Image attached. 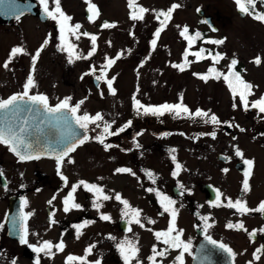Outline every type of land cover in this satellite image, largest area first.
<instances>
[{"label": "flooded vegetation", "instance_id": "1", "mask_svg": "<svg viewBox=\"0 0 264 264\" xmlns=\"http://www.w3.org/2000/svg\"><path fill=\"white\" fill-rule=\"evenodd\" d=\"M15 1L21 5L28 4L32 9L30 12L22 14L19 19L4 20L0 16V100L7 99L14 94H21L27 77L31 73L35 86L30 89L29 95H46L50 106H55L65 97H71L70 104L73 105L84 100L78 115L87 113L94 116L100 113L104 117V121L111 124L110 132H117L129 121L131 124L118 135L103 137L105 144L113 145L107 150L94 139L97 135H101L103 122H98L101 123L100 128H96L95 124H89V140L65 157L60 166V171L67 178V182L57 174L55 158L20 161L7 145L0 144V172L3 173L0 175V264H13V261L15 264H36L37 260L41 264L42 258L46 255L33 252L29 245L38 247L40 243L50 241L48 238L51 237L49 235L51 231H56L68 238L77 237V230L74 226L83 224L85 221L89 223L86 227L81 228L79 238L84 237L85 241L89 242V246L98 242L101 244L104 249V264H124L116 247L117 243L124 239L133 240L137 244L139 249L137 259L140 264H150L148 257L153 254V245L158 251L167 247L162 243V240L157 241L154 233L166 231L172 219L170 213L164 211L157 193L160 196L166 195L175 201L172 208L177 213L176 228L182 230L181 239L190 244L189 252L183 256L184 264H197L199 249H202L201 264H249V262L264 264V251L257 253L260 257L258 260L253 258L256 249L264 245V232L256 231L255 235L250 236L254 230L264 228V214L253 211L241 215L236 209L226 206V198H230L233 202L241 199L250 209L257 208L264 201V113H259L257 109L251 107L245 111L239 96L233 97L227 86L231 107L226 108L227 113L223 116L217 111L218 109L211 112L218 117L221 121L220 124L213 125L203 122L199 128H195L193 131L194 134L199 132L198 136L186 134L187 147L184 150L183 161H179L180 168L177 169L178 163L174 146L176 131L173 128L172 113L155 116L143 114V110H141V113L138 114L133 107V97L145 106L158 105L145 101L146 96L140 90L135 91V86L129 90L128 81L120 80L118 75L106 73L99 82L96 80V76L100 74L87 75L86 86L88 89L82 90L77 86L78 79L71 82L66 79L64 74H49V68L48 66L46 68L45 65H49V61L55 62V57L59 59L61 44L59 43V47L54 49L56 43L53 42V47H51L49 34L52 35L53 32L48 34V31L58 32L59 26L55 21L42 17L43 10L39 0ZM128 7L129 0H126V11L130 15ZM87 13L89 12L85 8V17L88 19L89 14ZM101 13L100 11L99 15ZM208 16L216 26V18L205 12V17ZM104 22L114 23L104 19L99 26ZM202 22L201 19L199 23L203 25ZM42 30L43 38L39 39L37 32ZM200 34L202 39H206L208 36L207 31ZM45 40L48 41L46 45L44 44ZM42 45H44L43 50L40 52L33 71L31 56ZM13 47H22L26 54H20L13 58L9 67L14 64L19 66L20 62L28 61V64L24 65L27 67L24 74H16L14 69L10 71L3 67V64L9 60V54ZM77 50L79 49L77 48ZM85 55L87 56V54ZM204 55L207 56V53ZM121 57H125L122 52L120 55H115L114 59L119 61ZM187 59L182 54L180 65L184 67V71L188 70ZM260 60V64L253 62L255 67H262V59ZM173 64H177L176 60L172 62L170 59L168 64L164 65L163 74L168 78H173L176 71L183 72L172 67ZM210 66L213 65H208L203 71L207 75H209L208 68ZM90 70V66H87L85 73ZM18 71L22 72L24 69ZM233 71L243 77L242 72L238 69V63ZM108 79H113L112 88L115 90V94H111L107 87L106 80ZM242 79L253 85L252 94L247 97L249 104L264 95V91L260 93V96L256 94L254 82ZM209 80L212 79L209 78ZM98 83L99 87H97ZM88 100L89 103H87ZM233 104L236 105L235 108ZM229 124L232 126L229 127ZM241 128L244 131H240ZM93 129L95 130L93 131ZM213 132H215V138L211 135ZM143 133H149L155 138L152 140V144L147 146V149L137 142V138ZM162 143L164 149L161 148ZM89 144L102 151H107V153L117 152L114 154L116 156L115 164L112 162L106 164L104 191L105 195L111 198L106 201V206H102L99 211L93 206H81L80 209H71L65 213L63 199L71 191L72 185L81 181L70 182L71 174L76 168L74 167V156ZM150 147L151 149H148ZM153 148L162 154L153 160L144 156L147 160L143 164L137 159V155H129L135 150L142 153L151 152ZM237 150L241 152L240 156L236 155ZM69 159L73 162L68 163ZM248 159L253 161V165L248 177L249 191L244 192V174L248 171V167L243 161ZM117 168H128L131 172L137 171L138 176L135 177L138 179V189L142 194H152L151 201H147L143 206H131V208L140 210L143 228L134 222L129 224L130 217L122 215L124 206L120 202L115 206L113 204L114 193L120 194L122 198L126 194L127 183L123 179L129 174L116 173L115 169ZM173 172L177 174L174 176ZM99 180L101 181V179ZM85 182L96 184L101 188V184L94 180ZM148 189H153V191H148ZM217 191L223 193L219 201L222 206L219 207L215 206ZM49 192L50 195L47 196ZM89 194L95 197L92 192L86 191L81 185L74 193V201L79 203ZM53 196L56 197L54 200ZM50 200L51 204L48 203ZM12 202L15 206H10ZM27 213H31L25 221V226L28 229L27 244H21L20 235L17 234L19 233V221L21 214ZM101 214L108 215L110 219L102 220ZM202 217L208 219L204 220ZM145 218L151 219L155 223L149 224ZM52 219L56 223L51 224L50 220ZM229 222L233 225L242 222L246 231L244 229L237 230L235 227L227 228L226 225ZM206 224L212 226L206 228ZM10 226L12 227L10 228ZM206 236L215 240L217 244L210 243L205 239ZM220 243L229 246L235 255L229 257L218 247ZM95 248L92 251L95 252ZM179 253V249H170L165 257L156 258L157 264H174V259ZM132 264H136V261H133Z\"/></svg>", "mask_w": 264, "mask_h": 264}, {"label": "rangeland", "instance_id": "2", "mask_svg": "<svg viewBox=\"0 0 264 264\" xmlns=\"http://www.w3.org/2000/svg\"><path fill=\"white\" fill-rule=\"evenodd\" d=\"M91 3L96 5L101 15L94 18V22H90L85 17V8L88 9V4L85 0H60L62 10L73 19L71 24H80L79 32H88L97 37L96 50L88 59H74L72 63L68 62V53L61 51L59 59L55 57V62H50L45 67L49 68V74L61 75L64 74L67 80L71 82L78 79L77 86L82 90H87V75L85 70L90 66V74H114L120 76V80H127L129 90L142 91L145 101L151 104L162 105L183 103L187 106L190 112H195L196 109L215 112L218 109L219 113H227L226 108L231 107L228 99L227 84L223 78H211L207 82L201 80L193 73L205 74L203 71L208 65H213L220 72L227 73L228 65L233 59L237 60L238 69L242 72V78L254 82L256 94L264 91V22L253 19L249 15L239 13L235 0H137L135 4L149 11L144 13L142 20L133 21L130 19L129 13L126 11V0H91ZM173 4H179L171 15V18L165 23L163 30L158 38H156V46L151 45V41L155 38L154 33L157 28L161 27V21L164 17L156 16L160 11H167ZM52 0H49V9L53 8ZM129 9V7H128ZM204 10L209 15L216 18L217 32L213 33L206 26L199 23V17L196 10ZM256 12H264V4L255 7ZM89 14V13H87ZM86 14V15H87ZM107 19L113 21L114 27L102 28L99 26L102 20ZM188 28V33L185 35L202 33L207 31L206 39H201L194 42L191 46L188 45L185 36H181V31L184 27ZM53 34H49L52 33ZM39 39L43 38V30L37 32ZM49 42H55V48H58L62 41L60 33L52 30L48 31ZM3 39V37H1ZM69 41L76 45L77 53L86 56L92 48L90 37L80 36L77 40L74 36L68 37ZM223 39L225 42L221 45H213L205 43L206 40ZM110 42V43H109ZM60 43V44H59ZM201 48L205 49L207 56L197 61L192 55ZM188 50V70L179 72L176 71L174 77L171 78L163 74L164 65L168 64V60H176L180 64L182 54ZM100 50V51H99ZM173 50V51H172ZM122 52L125 57H121L119 61L114 59V56ZM220 52L224 54V59L219 63L213 64V61L208 58V53ZM139 54V55H138ZM259 57L262 59V67H255L254 60ZM106 58L114 59L115 63L108 68L102 66L106 64ZM28 61L20 62V65L8 67V70H15L16 74H24ZM24 69L19 72L18 70ZM95 69V72L92 70ZM235 69V67H234ZM88 74V75H90ZM172 74V73H171ZM80 76L83 77L80 79ZM213 77V73H209ZM173 79V80H172ZM77 83V82H76ZM229 89V88H228ZM230 90V89H229ZM231 92V91H230ZM92 96V94H89ZM90 101L88 100L87 103ZM225 109V110H224ZM173 118V128L176 131L174 136V146L176 148V161H183L184 150L187 147L185 143L186 134L192 135L195 128H199L203 123L200 118H190L187 115ZM242 118V117H241ZM244 122V121H241ZM196 136L199 135L194 134ZM155 139L149 133H143L137 142L144 145L147 149L148 145L152 144ZM168 144V143H166ZM164 149V144H161ZM148 149H151L148 148ZM117 152L102 151L95 148L91 144L80 150L74 157V173L71 174L70 182L75 180L96 181L101 184L103 194L105 195V173L106 164L112 162L115 164ZM112 154V155H110ZM161 155L156 148L151 152H134L129 155H137V159L143 164L147 158L153 160ZM146 156L147 158H144ZM150 156V157H149ZM137 171L130 172L124 182L127 183L126 194L123 195V200L128 201L130 206H143L147 201H151L152 194H142L138 189ZM101 179V181L99 180ZM82 194V193H79ZM113 194L114 206L119 202L115 200ZM50 195V192L47 196ZM91 194L86 195L79 203L81 206H93ZM102 206H106V201H101ZM122 206H124L122 204ZM49 235L51 237H49ZM48 239L53 245L63 240L65 245L63 251H57L52 248L51 254L42 258L41 264H65L68 255L85 256V250L89 247V242L85 241L84 237L77 239L76 236L71 238L65 237L56 233L49 232ZM40 243L39 245H41ZM95 252L85 257L87 264H92L93 261L99 259L103 262L104 249L98 242L95 244ZM78 264V262H72Z\"/></svg>", "mask_w": 264, "mask_h": 264}, {"label": "snow or ice", "instance_id": "3", "mask_svg": "<svg viewBox=\"0 0 264 264\" xmlns=\"http://www.w3.org/2000/svg\"><path fill=\"white\" fill-rule=\"evenodd\" d=\"M0 2H3V0H0ZM260 2L264 4V0H246V3L244 0H235V3L237 4L238 10L241 14H246L251 16L253 19L258 20L260 22H264V12H256L255 6L256 4ZM52 3L54 5L53 8L49 9V0H39V4L43 10V13L46 18H49L56 22V24L59 26V33H60V40L62 41V44L60 46V50L68 53V62L72 63L74 59H88L91 57L95 50H96V40L97 37L95 35H91L88 32H79V29L81 28L80 24H71L70 21H72V17L67 15L61 8L60 0H52ZM85 3L88 4L87 11L89 12L88 20L90 22H94V18L99 15V11L96 8V5L91 3V0H85ZM179 4H173L167 11H160L156 13L157 18L164 17V20L161 21V27L157 28L156 32L153 34L154 39L151 41V45L153 47L156 46L157 40L161 34V31L163 30V27L167 20L171 18L172 12L179 8ZM129 8L132 9L130 11V19L133 21L142 20L144 18V13L148 12L149 10L146 8H143L141 6H138L135 4V0H129ZM10 11L12 9L10 8ZM16 19H19V15L15 17ZM114 24H110L108 22H104L101 27L102 28H110L114 27ZM188 28L185 26L183 30L181 31V36H185V39L188 42V45L191 46L195 40L199 39L201 37V34L199 32H196L194 35H185L188 33ZM215 31V29H213ZM90 37L92 42V48L88 52L87 56H82L77 53L76 51V45L71 43L68 39L69 36H74L77 40L80 38V36ZM208 44L213 45H221L225 41L223 39H216V40H206L204 41ZM48 43L47 40L44 41V44L46 45ZM110 43V42H109ZM43 46H41L40 49L36 51L34 55L31 56V62L33 65V71L35 68V64L40 56V52L43 50ZM206 50L201 48L199 51H196L195 53H192L197 59V61L205 58ZM20 54H26L25 50L22 47H13L11 49V52L9 54V60L6 61L3 64V67L7 69L9 67V64L11 63V60L15 58L17 55ZM185 59L189 55L188 50L186 49L184 52ZM119 56L117 57V59ZM208 58L213 61V64L219 63L222 59H224V54L220 52H216L215 54H212L211 52L208 53ZM256 64H260L261 60L259 57H257L254 61ZM115 63L114 59L106 58V64L102 66L103 68L111 67ZM237 64V60L233 59L231 63L228 65V72L223 73L220 72L216 67L210 66L208 68V73H213L214 76L210 77L207 74H198L193 73V75L198 76L201 80L207 82L209 78H215L220 79L223 78L225 83L227 84L228 88L230 89L233 97L239 96V100L241 105L244 107V110L247 111L249 107L253 109H257L259 113H264V95H262L260 98H258L255 101H252L249 104V101L247 99L248 96L252 94L251 90L253 88V85L244 81L241 77V75L235 71H233L235 65ZM172 67L178 68L180 71H184V67H182L180 64H173ZM95 72V69L92 70ZM90 73H85V75H88ZM104 76L103 70L101 71L100 75L96 76V80L99 82L102 80ZM83 78V77H81ZM114 79V78H113ZM113 79L106 80L107 87L111 94H115V90L112 88ZM34 79L31 73L27 77V81L23 86V92L21 94H14L10 96L7 99L0 100V144L7 145L9 147V150L12 151L20 161H26V160H35L40 159L39 153L41 151H52L55 153V160L57 163V174L60 175V178L67 182V178L63 176V174L60 171V166L62 162L65 160V157H68L70 153L74 152L76 148L82 144H84L86 141L89 140L88 131H89V124H95L96 128L101 127V123L103 122V131L101 135H97L94 137L95 140H97L100 144H102L105 148V150L113 147V145L105 144L104 142V136L106 135H118L120 132H123L126 127H128L131 124V121H129L127 124H125L123 127L119 128L117 132H110L111 124L104 121V117L97 113L94 116L89 115L87 113L83 115H78V111L81 108V105L84 103V100H81L77 103L70 104V101L72 100L71 97H65L63 100H60L55 106H50L48 102V97L43 94H36V95H29V91L32 87H34ZM97 87H99V83L97 84ZM27 98V99H25ZM134 104L133 107L137 111L138 114L141 113V110H143V114H152L155 116H163L165 113H173L174 117H180L182 115H187L190 118H200L203 120L204 123H211L213 125L220 124L221 121L218 119V117L215 114H211L208 111H204L201 109H196L195 112H190L189 108L185 106L183 103H177V104H162L159 106H145L140 103L139 100H136L135 97H133ZM233 107L235 108L236 105L233 104ZM34 113L37 116H42L43 118L40 119L39 123H47L51 128L56 129L58 131V136L54 140L53 146L51 148H41V141L39 139H35L31 137L29 134V128L26 126L28 124L27 119L21 120V117L23 113ZM229 127L232 125L229 124ZM238 127V126H237ZM83 130L82 132L80 130ZM95 129H93L94 131ZM240 131H244V129H240ZM213 138H215V132L211 133ZM137 147L139 145L137 144ZM175 151V150H173ZM237 156L241 155V152L237 150L236 152ZM175 159V157H173ZM70 159L68 160V163H72ZM245 165L248 167V171L245 172V179L243 182V191L247 192L249 191V183H248V177L250 175V170L253 165V161L248 159L243 161ZM177 169L180 168V165H176ZM226 171V170H225ZM116 173H130L131 170L128 168H117L115 169ZM177 173L173 172V175L175 176ZM0 175H3L2 172H0ZM151 175V173H149ZM83 186L86 191L92 192L95 195V199L93 200V207L99 211L102 207L101 201H107L111 197L108 195H104L103 191L100 187H98L96 184H89L83 180L79 181L77 184H73L71 191L68 192L67 196L63 199V211L65 213L69 212L71 209H80L81 205L79 203H76L74 201V193L76 192L77 188L79 186ZM148 191H153V189H148ZM157 195L160 197L161 205L164 208L165 212L170 213L172 219L168 225V228L166 231H157L154 233L157 241H161L165 247L162 250H157L156 246L153 245L152 248V255L148 257V260L150 261V264H157V257H165L166 253L170 249H179L180 253L175 257L174 264H184L183 256L185 253L189 252L190 244L184 242L181 239L182 230H179L176 228L175 220H176V210L172 208V205L175 203L171 198L168 196H160L159 193ZM223 195V193L217 191L216 194V203L215 206L219 207L222 206L219 201L220 197ZM56 197L53 196V200ZM227 199V207L236 209L241 215L247 214L249 212H260L264 214V201H262L259 206L255 209H250L246 206V204L241 200L237 199L234 202L230 198ZM115 200L119 201L121 204L124 205V211L122 212V215L130 217L129 224L136 223L140 227H144V224L141 222V213L140 210L131 208L128 201L123 200L120 194H115ZM23 203V202H22ZM49 204L52 203L50 200L48 202ZM31 213L27 214H21L20 221H19V231H20V243L21 244H27L26 234L28 229L25 226V221L27 220L28 216H30ZM54 216V213H52ZM100 218L102 220H109L110 217L106 214H101ZM147 220V223L152 224L155 223V221L145 218ZM202 219L207 220V217H202ZM51 224L56 223L54 219L50 220ZM89 222L85 221L83 224L75 225L74 227L77 230V238H79L80 230L83 227H86ZM212 225L206 224L205 227H211ZM227 228H233L235 227L237 230L244 229V225L242 222L237 223L236 225H233L231 222H229L226 225ZM151 231V229H149ZM246 231V229H244ZM129 231L131 229L129 228ZM256 231L264 232V228L259 230H254L253 233L250 234V236L255 235ZM173 233H175L173 235ZM111 239H115L114 237H110ZM205 239L209 240L210 243L216 245L217 242L215 240H212L209 236H206ZM29 247L32 248V251L39 254L44 253L45 255H50L52 248L55 247L57 251H63L65 245L63 243V240H61L59 243L53 245L49 241H44L40 246H32L29 245ZM95 247V245H90L85 250V256H74V255H68L66 257L65 264H72V262H78V264H87L85 257L87 255H90L92 252V249ZM116 247L118 248L121 257L123 258L124 264H132L133 261H136V264H140L139 260L137 259V255L139 252V249L137 247V244L133 240L124 239L117 243ZM220 249H222L225 253L228 254L229 257H233L235 253L233 250L227 246L224 243H220L218 245ZM261 251H264V245H262L260 248L256 249V252L253 254V258L255 260H258L260 257L257 255V253H260ZM13 264H15V261H13ZM36 264H39V261L37 260ZM92 264H101V261L99 259L92 262ZM251 264V262H249Z\"/></svg>", "mask_w": 264, "mask_h": 264}, {"label": "water", "instance_id": "4", "mask_svg": "<svg viewBox=\"0 0 264 264\" xmlns=\"http://www.w3.org/2000/svg\"><path fill=\"white\" fill-rule=\"evenodd\" d=\"M10 8L12 9V11H10ZM31 9L32 8L30 5L28 4L21 5L15 0H3V2H0V16L4 20L14 19L17 15H19L20 17L22 14L30 12ZM42 15H43L42 17L46 18L44 13H42ZM197 15L200 17H203L204 12L201 10H198ZM242 17H244V15ZM203 22L210 28L211 31H213V29H215L216 31V28L212 24L210 17H205L203 19ZM94 82H96L95 79H94ZM42 118H43L42 116H37L34 113L25 112L23 113L21 120L27 119L28 124L26 126L29 128V134L31 135V137L35 139H39L41 141V148H45V147L51 148L53 146L54 140L58 136V131L56 129L51 128L47 123H43V124L39 123L40 119ZM80 131L82 132L83 130L81 129ZM39 155H40V158H55V153L50 150L41 151ZM10 206H15V205L12 202ZM11 227L12 226H10V228ZM17 234L20 235V231ZM201 252H202V249H199L198 256L196 259L197 264H201V257H200Z\"/></svg>", "mask_w": 264, "mask_h": 264}, {"label": "trees", "instance_id": "5", "mask_svg": "<svg viewBox=\"0 0 264 264\" xmlns=\"http://www.w3.org/2000/svg\"><path fill=\"white\" fill-rule=\"evenodd\" d=\"M244 2L246 3V0H244ZM257 4L260 5L261 3L258 2ZM257 4H256V5H257ZM262 12H263V11H262ZM199 40H200V39H197L196 41H199Z\"/></svg>", "mask_w": 264, "mask_h": 264}]
</instances>
